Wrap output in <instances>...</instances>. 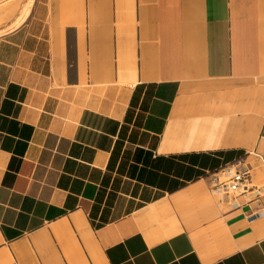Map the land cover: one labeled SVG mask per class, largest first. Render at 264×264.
<instances>
[{
	"label": "crops",
	"instance_id": "crops-1",
	"mask_svg": "<svg viewBox=\"0 0 264 264\" xmlns=\"http://www.w3.org/2000/svg\"><path fill=\"white\" fill-rule=\"evenodd\" d=\"M21 8L0 24V264H264V0ZM239 161L260 193L220 199Z\"/></svg>",
	"mask_w": 264,
	"mask_h": 264
},
{
	"label": "built area",
	"instance_id": "built-area-1",
	"mask_svg": "<svg viewBox=\"0 0 264 264\" xmlns=\"http://www.w3.org/2000/svg\"><path fill=\"white\" fill-rule=\"evenodd\" d=\"M254 183V169L244 162L231 163L211 174V191L220 199L235 200L248 193H260Z\"/></svg>",
	"mask_w": 264,
	"mask_h": 264
},
{
	"label": "rangeland",
	"instance_id": "rangeland-1",
	"mask_svg": "<svg viewBox=\"0 0 264 264\" xmlns=\"http://www.w3.org/2000/svg\"><path fill=\"white\" fill-rule=\"evenodd\" d=\"M29 1L30 0H0V3L3 2L1 3L2 8H6L3 14H0V24L3 22L2 20H4L3 18H5L8 12H12V10L16 8L20 9L22 5H26L28 2L27 6H25L26 9L23 6V8H21V15L25 14L24 10L26 11L28 9Z\"/></svg>",
	"mask_w": 264,
	"mask_h": 264
}]
</instances>
